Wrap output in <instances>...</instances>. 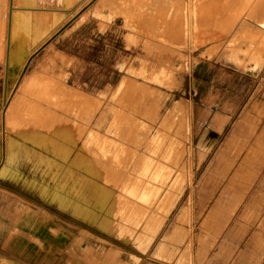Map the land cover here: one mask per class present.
Listing matches in <instances>:
<instances>
[{"label":"rangeland","instance_id":"374dc122","mask_svg":"<svg viewBox=\"0 0 264 264\" xmlns=\"http://www.w3.org/2000/svg\"><path fill=\"white\" fill-rule=\"evenodd\" d=\"M83 9L0 10V199L151 264H264V0Z\"/></svg>","mask_w":264,"mask_h":264},{"label":"crops","instance_id":"0c3cea01","mask_svg":"<svg viewBox=\"0 0 264 264\" xmlns=\"http://www.w3.org/2000/svg\"><path fill=\"white\" fill-rule=\"evenodd\" d=\"M0 4V10L8 12L9 35L13 34L15 15L36 13L57 18L49 34L80 19L86 0H0ZM72 227L68 223L59 227L48 212L0 199V264H151L149 246L137 252L135 260L127 244L118 238L102 232L86 236Z\"/></svg>","mask_w":264,"mask_h":264},{"label":"bare ground","instance_id":"6f19581e","mask_svg":"<svg viewBox=\"0 0 264 264\" xmlns=\"http://www.w3.org/2000/svg\"><path fill=\"white\" fill-rule=\"evenodd\" d=\"M262 24V23H261Z\"/></svg>","mask_w":264,"mask_h":264}]
</instances>
